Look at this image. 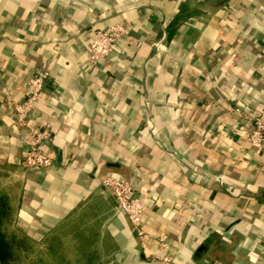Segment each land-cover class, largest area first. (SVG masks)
Wrapping results in <instances>:
<instances>
[{"label":"crops","instance_id":"crops-1","mask_svg":"<svg viewBox=\"0 0 264 264\" xmlns=\"http://www.w3.org/2000/svg\"><path fill=\"white\" fill-rule=\"evenodd\" d=\"M38 71L45 168L23 165L10 108ZM261 108L264 0H0L1 194L30 264H264ZM108 175L146 203L142 240Z\"/></svg>","mask_w":264,"mask_h":264},{"label":"built area","instance_id":"built-area-1","mask_svg":"<svg viewBox=\"0 0 264 264\" xmlns=\"http://www.w3.org/2000/svg\"><path fill=\"white\" fill-rule=\"evenodd\" d=\"M126 28L122 24H114L93 33L89 45V61L96 62L105 57L112 49L117 39L123 36ZM157 48L161 47L156 43ZM47 72L38 71L27 80L26 96L21 102H13L10 108L14 114V124L19 131L18 139L25 145L22 163L26 167L45 168L52 164L53 158L42 150L45 141L49 140L52 125L49 120H43L39 127L31 123V115L35 111L39 96L43 90ZM252 126L246 133V139L257 145L264 143V108L251 116ZM103 185L110 191L119 211L129 219L137 236L142 240L144 232L141 223L146 211V203L137 194L134 186L120 176L108 175L103 179ZM156 259L169 262L166 255H156Z\"/></svg>","mask_w":264,"mask_h":264},{"label":"trees","instance_id":"trees-1","mask_svg":"<svg viewBox=\"0 0 264 264\" xmlns=\"http://www.w3.org/2000/svg\"><path fill=\"white\" fill-rule=\"evenodd\" d=\"M11 216V208L8 198L4 194H0V264H11L15 258V245L18 243L14 237H8L3 229L6 219ZM24 242L22 237L21 242ZM20 243V242H19ZM19 245V244H18Z\"/></svg>","mask_w":264,"mask_h":264},{"label":"rangeland","instance_id":"rangeland-1","mask_svg":"<svg viewBox=\"0 0 264 264\" xmlns=\"http://www.w3.org/2000/svg\"><path fill=\"white\" fill-rule=\"evenodd\" d=\"M5 185H0V194H1V191H3ZM13 227H14L13 217L10 216V218L6 219V221L4 222L3 229L8 237H14L16 240H18L16 241L18 243L14 247L15 258L14 260H12L11 264H30L31 259L27 258L26 253H25L26 251L25 241L21 242L22 236L20 235V233H15Z\"/></svg>","mask_w":264,"mask_h":264}]
</instances>
